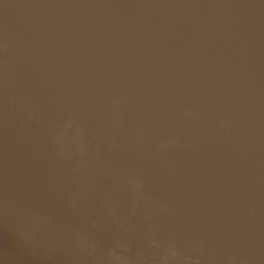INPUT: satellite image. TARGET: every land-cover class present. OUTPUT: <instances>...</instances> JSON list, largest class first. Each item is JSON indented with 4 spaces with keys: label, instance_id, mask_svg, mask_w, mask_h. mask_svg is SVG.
I'll use <instances>...</instances> for the list:
<instances>
[{
    "label": "water",
    "instance_id": "water-1",
    "mask_svg": "<svg viewBox=\"0 0 264 264\" xmlns=\"http://www.w3.org/2000/svg\"><path fill=\"white\" fill-rule=\"evenodd\" d=\"M0 264H264V0H0Z\"/></svg>",
    "mask_w": 264,
    "mask_h": 264
}]
</instances>
